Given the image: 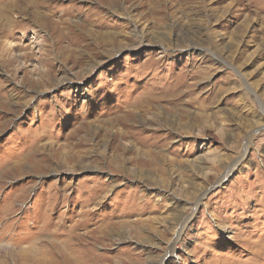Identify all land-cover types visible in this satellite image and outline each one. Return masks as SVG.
<instances>
[{"label":"rangeland","instance_id":"obj_1","mask_svg":"<svg viewBox=\"0 0 264 264\" xmlns=\"http://www.w3.org/2000/svg\"><path fill=\"white\" fill-rule=\"evenodd\" d=\"M0 264H264V0H0Z\"/></svg>","mask_w":264,"mask_h":264}]
</instances>
